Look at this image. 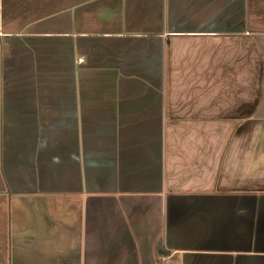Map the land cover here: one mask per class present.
Segmentation results:
<instances>
[{
	"label": "crops",
	"instance_id": "obj_1",
	"mask_svg": "<svg viewBox=\"0 0 264 264\" xmlns=\"http://www.w3.org/2000/svg\"><path fill=\"white\" fill-rule=\"evenodd\" d=\"M239 195L264 251V0H0V264H264L166 246Z\"/></svg>",
	"mask_w": 264,
	"mask_h": 264
},
{
	"label": "water",
	"instance_id": "obj_2",
	"mask_svg": "<svg viewBox=\"0 0 264 264\" xmlns=\"http://www.w3.org/2000/svg\"><path fill=\"white\" fill-rule=\"evenodd\" d=\"M201 199L203 211L197 204V196L168 198L165 234L168 249L190 253L264 254L257 250L259 239L255 233L262 198L239 195L204 196ZM196 217L202 220L206 235L187 232L189 219Z\"/></svg>",
	"mask_w": 264,
	"mask_h": 264
},
{
	"label": "trees",
	"instance_id": "obj_3",
	"mask_svg": "<svg viewBox=\"0 0 264 264\" xmlns=\"http://www.w3.org/2000/svg\"><path fill=\"white\" fill-rule=\"evenodd\" d=\"M163 254H167L166 251H161Z\"/></svg>",
	"mask_w": 264,
	"mask_h": 264
},
{
	"label": "rangeland",
	"instance_id": "obj_4",
	"mask_svg": "<svg viewBox=\"0 0 264 264\" xmlns=\"http://www.w3.org/2000/svg\"><path fill=\"white\" fill-rule=\"evenodd\" d=\"M167 254L169 253V252H166ZM167 254H164V255H167Z\"/></svg>",
	"mask_w": 264,
	"mask_h": 264
},
{
	"label": "flooded vegetation",
	"instance_id": "obj_5",
	"mask_svg": "<svg viewBox=\"0 0 264 264\" xmlns=\"http://www.w3.org/2000/svg\"><path fill=\"white\" fill-rule=\"evenodd\" d=\"M207 253V252H206ZM217 254V253H216ZM211 258V257H210ZM213 258V257H212Z\"/></svg>",
	"mask_w": 264,
	"mask_h": 264
}]
</instances>
